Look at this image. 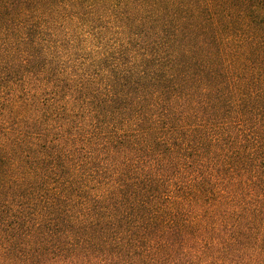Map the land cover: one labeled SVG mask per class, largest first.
Here are the masks:
<instances>
[{
	"label": "trees",
	"instance_id": "1",
	"mask_svg": "<svg viewBox=\"0 0 264 264\" xmlns=\"http://www.w3.org/2000/svg\"><path fill=\"white\" fill-rule=\"evenodd\" d=\"M0 264H264V0H0Z\"/></svg>",
	"mask_w": 264,
	"mask_h": 264
}]
</instances>
